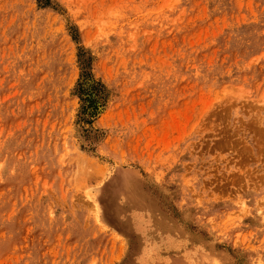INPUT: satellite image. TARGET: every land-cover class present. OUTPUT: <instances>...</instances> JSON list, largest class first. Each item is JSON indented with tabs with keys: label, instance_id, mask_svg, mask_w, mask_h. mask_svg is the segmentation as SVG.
<instances>
[{
	"label": "rangeland",
	"instance_id": "374dc122",
	"mask_svg": "<svg viewBox=\"0 0 264 264\" xmlns=\"http://www.w3.org/2000/svg\"><path fill=\"white\" fill-rule=\"evenodd\" d=\"M0 264H264V0H0Z\"/></svg>",
	"mask_w": 264,
	"mask_h": 264
}]
</instances>
